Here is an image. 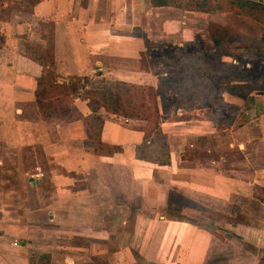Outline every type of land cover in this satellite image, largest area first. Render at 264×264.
Segmentation results:
<instances>
[{"label":"crops","instance_id":"crops-1","mask_svg":"<svg viewBox=\"0 0 264 264\" xmlns=\"http://www.w3.org/2000/svg\"><path fill=\"white\" fill-rule=\"evenodd\" d=\"M48 69L57 81L155 92L166 75L202 82L186 90V115L177 90L171 117L158 104L168 151L158 165L136 156L141 120L100 115L99 140L119 147L101 155L82 119L42 117L36 79ZM169 206L180 217L161 212ZM42 254L47 264H264V26L149 0H0V264Z\"/></svg>","mask_w":264,"mask_h":264},{"label":"trees","instance_id":"trees-1","mask_svg":"<svg viewBox=\"0 0 264 264\" xmlns=\"http://www.w3.org/2000/svg\"><path fill=\"white\" fill-rule=\"evenodd\" d=\"M152 6H174L184 10L199 11L205 13L214 12H232L234 14L248 16L256 22L264 26V4L253 0H149ZM22 46L30 51L34 55L39 54V46L32 45L24 42L21 39ZM41 50V49H40ZM38 52V53H37ZM41 56V55H40ZM42 57L46 62H50L51 54L49 49H46L42 53ZM45 70L41 76L36 79V90H35V103L41 115L43 117H49L47 114V107L44 102L43 94L46 91H50L53 88L60 90V93L67 92L66 98L70 100L72 112L74 114H66V120L82 119L84 123V130L86 137L91 140L94 145V151L101 155H110L113 152L119 151V147L116 145L104 144L99 140V131L102 124V118L98 114V108H106L109 113L116 114L123 118L132 120H141L144 123L139 126L143 132V140L136 147V156L139 159L154 162L158 165H164L168 162V151L165 143V135L161 132L159 127V112L155 104V94L153 93V87L150 85L129 83L125 81L115 80L111 86L104 87L100 90L86 91L84 97H78L76 92V86L71 81H65V85H61V81H57V75ZM80 77V76H72ZM82 77V76H81ZM85 77V76H84ZM70 77H63L66 80ZM69 84V85H68ZM144 96L151 98V104L146 102ZM73 98H80L85 101L89 113L82 116L75 106L72 104ZM67 113V110H64ZM70 113V112H69ZM85 118H89L90 122H86ZM152 120L153 133L151 136L145 132V123H149ZM156 141L161 142L159 145L158 155L162 158L147 157L145 153L157 152V149L152 146L155 145ZM39 261L41 264L48 263V256L46 254L39 255Z\"/></svg>","mask_w":264,"mask_h":264},{"label":"rangeland","instance_id":"rangeland-1","mask_svg":"<svg viewBox=\"0 0 264 264\" xmlns=\"http://www.w3.org/2000/svg\"><path fill=\"white\" fill-rule=\"evenodd\" d=\"M49 70V69H48ZM48 72L52 73L55 75L54 72H52L51 70H49ZM164 82L165 83V87H162V89L157 88L156 92L154 91L153 93L155 94V104L157 106L158 112H159V105L160 108L163 111V114H159V118L158 121L160 123L161 118L163 116L165 117H171L169 115V110H167L168 108V104L170 101V97H172V94H174V92H172L173 90H177L178 94H176L175 96H173L174 99L177 100L179 107L182 108V111L189 109L188 107V101L186 100L187 95L190 93L188 91H186L187 89H190L189 86L191 88L196 87L198 84H200V82H202V77L200 76H190V77H184V76H164L163 77ZM213 75L211 76H207L206 80L208 81H212L213 82ZM65 81H71L73 83V85H75L76 88V92L78 93V97H84L86 94V91H93V90H100L104 87L107 86H111L113 84L112 80H107L105 82H102L101 80L94 78L93 77H89V76H80L78 78L76 77H70L67 78L64 81H61V85H65ZM69 85V84H68ZM184 89V90H183ZM154 90V89H153ZM169 90V91H167ZM67 92L64 93H60V90L57 88H53L50 91H46L43 96H44V103L46 105H50L51 107H47V114L49 117H47L48 119H64L65 120V116L66 114H74V112H72V107L70 104V100H68L66 98ZM177 96V97H176ZM144 99H146V102L151 104L150 97H146L144 96ZM159 104V105H158ZM165 106V107H164ZM167 106V107H166ZM105 106V108H98L97 112L99 115H105L106 113H109V110H107ZM109 109V108H108ZM64 110H67V113H64ZM70 112V113H69ZM106 112V113H105ZM184 115H186V111L183 112ZM72 114V115H73ZM163 115V116H162ZM44 116V114L42 115V117ZM86 122H90L89 118H85ZM152 120L149 121V123H145V132L146 134L149 136H151L153 133L150 132V130L153 128L152 127ZM166 141V139H165ZM174 143H182V140H179L177 138L174 139ZM161 144V142L156 141L155 145H153L152 147L157 149V152L154 153H145V155L147 157H152V158H158L161 159L162 156L160 157L158 155L159 151H161L159 149V145ZM169 209V210H167ZM162 213L166 214L167 216H178L180 217V214L177 212V210L174 207H168V208H164L161 210ZM42 263V262H41Z\"/></svg>","mask_w":264,"mask_h":264}]
</instances>
